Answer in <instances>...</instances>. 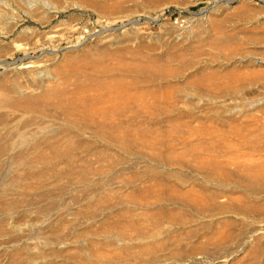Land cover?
I'll use <instances>...</instances> for the list:
<instances>
[{"label": "bare ground", "instance_id": "6f19581e", "mask_svg": "<svg viewBox=\"0 0 264 264\" xmlns=\"http://www.w3.org/2000/svg\"><path fill=\"white\" fill-rule=\"evenodd\" d=\"M29 1H23L27 9L31 8ZM219 1L241 0H214ZM35 2L43 9H57L52 0ZM77 2L71 5L79 7ZM11 6L14 0H0V34L7 37L14 36L9 22L14 24ZM204 17L208 27L198 28L185 48L167 40L165 56L127 48L86 65L70 59L61 67L56 63L57 50H52L43 51L50 58L43 63L12 66L2 61L14 76L24 74L28 84H20L13 77L10 90L0 99V216L14 214L24 197L36 190L23 181L45 176L42 168L74 166L82 152L117 151L123 155L118 162L148 160V179L113 187L111 205L99 210L96 218L109 213L103 216L111 219L105 234L114 244L135 241L137 250L128 248L126 253L138 264H194L204 259L217 264L214 252L221 247L242 246L245 239L264 237V228L253 225L247 237L236 229L234 220L244 226L245 220L255 224V216H264V71H218L229 69L234 62L261 65L264 57H255L256 50L251 48L237 51L239 57L235 52L226 55L231 38L215 37L221 22ZM136 23L131 21L127 26ZM125 32L109 28L93 36L108 47L137 42ZM200 32L205 33L202 39ZM28 38L33 43L20 48L23 52L45 46L57 37L49 35L40 40L34 31ZM258 41L252 44L263 46L264 35ZM146 48L154 50L150 45ZM124 53L130 56L128 61L114 67L105 63L108 57L121 60ZM224 100L237 104L229 115L220 111ZM27 149L36 158L28 163L23 177L11 175L7 169L18 162L14 153ZM71 172L52 171L51 175L60 181ZM84 182L88 183L87 179ZM128 186L136 189L131 188L122 201L118 200V192ZM66 188L67 182L63 191ZM236 190L244 195L234 199ZM204 227H213L210 236L195 233L194 229ZM35 229L33 221L11 226L9 232L0 225V238L8 233L34 234ZM49 237L40 234L44 239L40 244L24 242L27 259L18 253L13 263L51 264L49 254L58 252L46 248ZM192 238L197 245L182 246ZM82 242L87 240L78 239L76 244ZM89 251L86 247L83 252L86 264H101L93 261ZM259 257L264 258V249ZM69 264H74V258Z\"/></svg>", "mask_w": 264, "mask_h": 264}, {"label": "rangeland", "instance_id": "374dc122", "mask_svg": "<svg viewBox=\"0 0 264 264\" xmlns=\"http://www.w3.org/2000/svg\"><path fill=\"white\" fill-rule=\"evenodd\" d=\"M23 1L14 0V6H11L14 24L9 22L10 26L14 27V36L7 37L0 34V99L10 90L13 77L18 78L2 65L4 60L13 63L12 66L30 61L43 63L50 59L43 51L57 50L54 53L56 63L61 67H64L65 62L70 59L86 65L84 63H92L101 56H108V53L113 54L127 48L130 51L165 56L168 51L165 47L167 40H173L172 42H176L175 45L185 48L198 28L208 27L209 22L204 20L206 18L204 15L221 22V28L215 33V37L231 38L225 51L226 55L231 56L235 52V56L239 57L237 51L251 48L256 50L255 57H264V45L252 44V41L259 42L258 40L264 35V0H241L231 3L224 1L216 3L214 0H78L79 7L71 5L75 0H52L57 7L54 11L50 7L40 8L41 6L35 0L27 3L31 6L27 9ZM242 9H245V12L239 13ZM131 21L137 23L127 26ZM197 22H199L198 27L195 26ZM109 28L114 29L116 33L119 30H126V36L136 37L137 42H124L122 45L108 47L98 42L93 36ZM24 29H28L25 30L28 34L23 31ZM174 30L176 33L172 34ZM34 31L40 40L49 35L57 38L54 41H47L45 46L39 45L23 52L20 48L33 43V40L28 37L29 33ZM183 31V34L174 38ZM203 37L205 33L200 32L199 38ZM11 41L14 42L11 43ZM149 45L153 46L154 50L149 51L146 48ZM54 57L53 55L52 58ZM129 59L130 56L124 53L121 60L108 57L105 63L114 67L117 63ZM228 68H218V71L261 73L264 71V64L234 62L233 66ZM129 76L136 75L130 73ZM26 80L24 74L18 78L20 84H28ZM184 101L189 102L187 99ZM222 104L224 107H220V111L226 110L222 115H229V111L237 105L229 100H224ZM76 157L74 166L59 164L44 167L42 171L45 172V176L37 181L33 179L28 183L23 181L24 184L36 190L24 197L23 203L14 208V214L0 216V225L9 232L11 226H23L33 221L36 223V229L34 234L25 232L14 236L8 233L0 238V264H12L14 255L18 253L23 256V260H26L27 254L23 243L40 244L44 241L40 238V234L44 233L50 234L46 247L48 251L58 252V254H49L51 257L48 261L51 264H69L71 258H74V264H86L83 253L86 247L93 254L95 263L138 264L137 260L130 258L126 253L128 248L131 251L137 250L135 241H120L114 244L105 234V231L110 228L111 219L109 216H103L109 213L105 212L99 218H96V215L99 210L111 205L110 195L113 187L126 182L133 181L135 184L147 180V171L151 163L141 159L131 163L118 162L123 155L117 151L103 154L82 152ZM35 158L33 151L20 150L14 153V159L18 162L7 170L8 172L10 170L13 176L23 177L28 171L26 166ZM114 164L115 166H111ZM52 171L72 172L57 181L53 179ZM84 179H87L88 183H85ZM174 179L170 178V180ZM66 182L67 188L63 191L62 187ZM131 188L136 189L134 186L121 188L117 195L118 200L122 201L123 197L131 192ZM242 195H244L242 191L236 190L233 197L235 199ZM38 211L42 212L41 216ZM254 218L257 221L255 224L245 220L244 226L234 218L236 229L240 228L241 232L248 237L250 225L264 228V216L257 215ZM121 222L123 224L125 220ZM212 230L213 227L194 229L195 233L202 232L201 234L207 236H210ZM55 232L58 235H54ZM254 237L255 239H245L242 246L227 245L216 250L214 255L219 259L217 264H251L264 261V258L259 257L260 250L264 249V237ZM81 238H85L87 242L76 244V241ZM196 243H198L197 240L192 238L185 241L182 246H195ZM234 250L238 252L230 254ZM25 262L19 264H27ZM194 264L212 263L204 259Z\"/></svg>", "mask_w": 264, "mask_h": 264}]
</instances>
